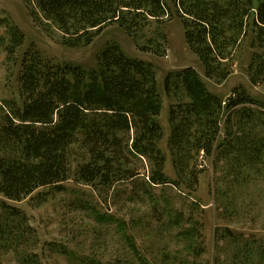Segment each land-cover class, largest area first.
Segmentation results:
<instances>
[{
  "label": "trees",
  "instance_id": "obj_1",
  "mask_svg": "<svg viewBox=\"0 0 264 264\" xmlns=\"http://www.w3.org/2000/svg\"><path fill=\"white\" fill-rule=\"evenodd\" d=\"M22 1L33 22L48 34L56 30L66 47L89 45L110 25L135 38L149 19L175 15L205 78L216 85L234 72L237 52L249 37L254 48L250 79L264 80V0ZM3 21L9 24L8 54L13 55L24 35L9 18ZM20 62V104L8 101L0 121V264L10 253L13 264H41L33 250L35 229L6 199L20 201L41 187L62 190L70 179L105 195L128 182L131 201L147 198V229L184 244L170 251L173 259L160 249L165 264H264L258 236L228 226L214 229L216 259L202 260L204 224L173 202L194 198L206 159L219 215L231 219L250 212L261 189L254 196L247 189L264 180V103L240 87L222 100L192 67L169 74L164 85L169 177L166 155L158 147L164 134L158 120L162 97L151 63L129 57L117 43L101 50L88 69L53 64L34 46ZM193 204L198 209L196 200ZM118 226L133 257L127 264H150L128 224L122 220ZM71 258L68 264H110Z\"/></svg>",
  "mask_w": 264,
  "mask_h": 264
},
{
  "label": "rangeland",
  "instance_id": "obj_2",
  "mask_svg": "<svg viewBox=\"0 0 264 264\" xmlns=\"http://www.w3.org/2000/svg\"><path fill=\"white\" fill-rule=\"evenodd\" d=\"M4 18H9L23 33L24 38L15 54L9 55V24L0 22V121L8 111V101L20 104L18 79L20 60L25 50L34 46L53 64L80 65L88 69L95 65L96 56L101 50L110 43H117L129 57L141 59L154 67L158 91L162 97L158 120L164 131L158 147L166 155L165 171L169 177H173L166 146L169 135V100L164 92L165 79L169 74L192 67L206 83L207 89L222 100L229 97L236 87H240L255 100L264 103V80L254 84L248 72L254 51L249 37L237 52L234 72L224 83L216 85L205 78L204 67L190 50L182 24L175 15L163 21L149 19L135 38L116 25L107 26L91 44L80 47L63 46L56 30H51L49 34L43 31L33 22L22 0H0V21ZM202 164L204 170L199 175V186L193 195L195 199L186 197L173 201L175 209H180L185 216L199 218L204 224L206 248L202 260L214 261L218 256L213 240V232L217 227L228 226L247 235L255 234L264 243V180L247 189L252 196L261 189L248 214L244 212L239 217L224 219L213 202L211 163L204 159ZM60 187L62 190L57 187L38 188L20 201L6 199V202L26 215L28 225L35 229L34 239L37 243L33 250L40 257L41 264H68L71 257L94 258L101 263L127 264L133 257L123 243L121 231L117 229L122 220L128 224V232L150 264H165L161 248H166L172 258L175 254H170V251L184 245L168 240L165 233L158 236L147 229V198L131 201V184L128 182L122 183L107 195L98 194L89 186L75 183L71 179ZM194 200L200 204L199 210L193 204ZM111 219L112 222H109ZM176 230L177 228L174 229ZM185 254L183 251L182 259ZM2 260L5 264H13L14 256L10 253Z\"/></svg>",
  "mask_w": 264,
  "mask_h": 264
}]
</instances>
